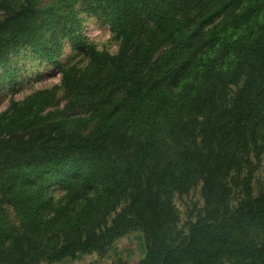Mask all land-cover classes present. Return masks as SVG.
<instances>
[{
    "label": "trees",
    "instance_id": "trees-1",
    "mask_svg": "<svg viewBox=\"0 0 264 264\" xmlns=\"http://www.w3.org/2000/svg\"><path fill=\"white\" fill-rule=\"evenodd\" d=\"M88 1L120 45L73 36L88 64L61 68L64 109L85 115L44 113L54 89L0 114V264L103 255L136 230L137 264H264V0ZM78 2L0 0V59L22 43L60 68L46 32ZM55 186L67 200L46 216Z\"/></svg>",
    "mask_w": 264,
    "mask_h": 264
},
{
    "label": "rangeland",
    "instance_id": "rangeland-1",
    "mask_svg": "<svg viewBox=\"0 0 264 264\" xmlns=\"http://www.w3.org/2000/svg\"><path fill=\"white\" fill-rule=\"evenodd\" d=\"M22 2L23 0H13ZM52 0H43L48 4ZM88 0H79L74 6V12L57 13L54 22L57 26L47 29L46 38L53 49L59 51L57 61L60 68L51 62L42 59L28 45L19 43L10 46L4 58L0 59V114L8 110L11 103L26 100L37 91L54 89L55 103L49 106L44 113L53 111L56 117H72L85 115L83 110L64 109L67 103V94L62 86L63 72L61 68L76 67L82 69L88 64V58L78 52L73 36L92 44L99 50H106L112 54L119 50L120 39L110 25L106 23L99 10ZM73 30L70 32V30ZM56 111V112H55ZM70 119V118H69ZM264 182V159L256 174V183ZM202 183L197 180L188 191L176 195L175 202L181 214L182 223L195 215L203 205L201 194ZM67 191L61 186L48 190V197L52 202V209L45 211L49 216L54 213V206H62L67 200ZM13 219H17L13 209L10 212ZM146 256V244L142 231H132L116 239L103 255L93 253L78 255L76 258H67L63 261L44 264H118L121 258L128 259L130 264H137ZM220 264H250L244 259L224 257Z\"/></svg>",
    "mask_w": 264,
    "mask_h": 264
}]
</instances>
